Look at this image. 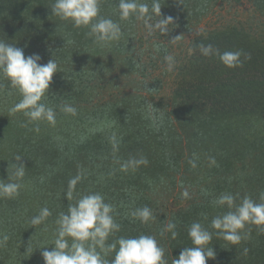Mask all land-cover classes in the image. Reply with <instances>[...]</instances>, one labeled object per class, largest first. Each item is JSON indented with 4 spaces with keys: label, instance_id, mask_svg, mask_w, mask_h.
<instances>
[{
    "label": "trees",
    "instance_id": "1",
    "mask_svg": "<svg viewBox=\"0 0 264 264\" xmlns=\"http://www.w3.org/2000/svg\"><path fill=\"white\" fill-rule=\"evenodd\" d=\"M219 1L230 2L159 0L161 16L173 23L167 33L149 34L143 20L119 19L118 0H100V15L120 23L123 32L119 41L102 47L87 27L52 15L54 0H0V40L23 48L26 57L38 53L41 64L52 58L58 63L41 102L55 112L65 104L77 109L75 115L61 111L46 133L28 122L19 133L0 136V179L15 180L17 154L26 166L19 195L0 198V233L9 237L0 247V264H44L41 252L53 247L60 213L90 193L113 205L120 225L106 244L151 235L172 264L183 248L193 246L188 229L200 222L213 233L206 247L216 253L206 264H264V225L247 223L241 230L247 239L235 245L211 227L215 216L229 211L215 203L222 194L236 196L237 205L245 195L264 202V26L251 22L264 16V0H246L258 15L249 21L226 18L218 27L200 28ZM141 2L151 6L152 0ZM159 19L153 15L151 23ZM178 35L177 52L171 39ZM201 43L221 52L241 50L251 59L242 55L243 65L229 68L216 56L202 55ZM169 54L176 60L171 72L164 67ZM167 73L172 90L163 99L159 92ZM20 99L0 76V111H10ZM142 158L146 164L134 163ZM78 173L82 178L68 200V181ZM144 206L155 217L148 223L131 216ZM43 207L51 215L31 226ZM170 221L176 224L175 239L163 231ZM66 239L70 244L72 238ZM101 255L110 261L115 251Z\"/></svg>",
    "mask_w": 264,
    "mask_h": 264
},
{
    "label": "clouds",
    "instance_id": "2",
    "mask_svg": "<svg viewBox=\"0 0 264 264\" xmlns=\"http://www.w3.org/2000/svg\"><path fill=\"white\" fill-rule=\"evenodd\" d=\"M116 8L120 20H129L132 17L143 20L149 34L154 31L160 34L167 33L168 25L173 23L172 17L161 16L159 0H152L151 6L141 0H118ZM51 12L61 20L72 22L76 28L87 27V35L93 37L94 41L102 47L113 41H119L123 35L120 23L100 15V0H54ZM153 15L161 19L151 23ZM179 38L180 35L171 40ZM198 47L202 55L216 56L229 68L241 67L242 55L245 59H251L250 54H244L241 50L221 52L210 43L207 45L201 43ZM157 51H159L158 48ZM41 59L38 53L26 57L23 48L0 40V76L8 79L11 87L21 95V99L12 106L10 112L22 111L29 122L46 120L54 125L55 110L41 101L49 89L54 73L59 71V67L53 58L46 64L39 63ZM164 61L166 71H173L176 66L175 57L170 54L165 55ZM61 111L75 115L77 109L65 104L61 107ZM14 160L12 175L15 180L7 178L9 182L5 183L0 179V198H15L22 187L18 181L25 176L26 166L19 154L14 157ZM211 162L215 164V159L211 158ZM134 163L146 164L147 160L142 158ZM190 163L193 167L196 166L194 161ZM124 167L126 168L127 165ZM81 178V174L78 173L68 181L66 191L68 200L73 198V192ZM182 196L188 198L189 193L185 190ZM236 199L237 197L230 193L219 196L215 203L220 206L227 205L229 211L211 220V227L218 230L216 235L234 245L240 243L242 239H247L248 234L241 231L247 223L264 225V202L257 203L250 196L245 195L237 205ZM260 200L264 201V192L260 194ZM113 212V205L106 203L100 193L84 195L74 205L70 204L67 212L60 213L56 220L57 236L52 249L44 248L41 252L44 264H167L164 248L151 235L120 237L115 243L106 244L109 235L120 230V225L112 215ZM50 215L51 211L47 207L41 208L39 213L31 218V226L41 225ZM131 216L141 223H148L155 219L148 206L135 209L131 212ZM175 228V222L170 221L163 231L171 232L172 238L175 239L177 236ZM188 236L193 246L183 248L172 264H206L207 259L215 258L216 253L213 247H206L212 241L213 233L203 227L200 222L191 224ZM66 237L72 238L70 244ZM8 239L7 234L0 233V247L5 246ZM98 248L100 251H97ZM26 251H28L27 248ZM111 251H115V256L110 261L101 255V252L106 255ZM247 251V249L244 250L245 253Z\"/></svg>",
    "mask_w": 264,
    "mask_h": 264
},
{
    "label": "rangeland",
    "instance_id": "3",
    "mask_svg": "<svg viewBox=\"0 0 264 264\" xmlns=\"http://www.w3.org/2000/svg\"><path fill=\"white\" fill-rule=\"evenodd\" d=\"M251 15H257V12H253L251 5L246 0H230V2H222L219 1L214 8L211 10V12L203 18V20L200 22L199 26L200 28L203 27H218L222 24H225L229 22V20H226V18H236L241 21H249ZM232 21V20H230ZM251 21V20H250ZM252 24L254 28H259L264 26V16H258L252 19ZM258 22V23H257ZM260 24V26H258ZM188 41L187 38L183 39V42L186 43ZM175 42V40H173ZM177 42L173 43L172 50L173 51H179L180 48H176ZM166 68V66H164ZM158 72V71H157ZM172 82L173 78L167 73V76L162 78V86L161 90L159 92V96L163 97V99H167L170 95V92L172 90ZM99 90V89H98ZM60 111H56V116L59 115ZM20 112L11 113L10 111L4 112L0 111V136L7 135L9 132H12L13 134L19 133L22 128L28 124V118H24L20 115ZM9 121V122H8ZM6 122L8 124H6ZM41 128H38L40 132L46 133L49 131L50 123L46 120L42 121H36ZM49 125V127H47ZM46 127V128H45ZM35 128V127H34ZM37 130V129H36ZM178 203V202H176Z\"/></svg>",
    "mask_w": 264,
    "mask_h": 264
}]
</instances>
